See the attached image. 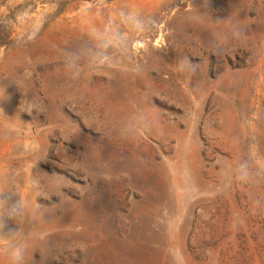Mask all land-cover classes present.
<instances>
[{
    "label": "rangeland",
    "instance_id": "1",
    "mask_svg": "<svg viewBox=\"0 0 264 264\" xmlns=\"http://www.w3.org/2000/svg\"><path fill=\"white\" fill-rule=\"evenodd\" d=\"M2 82L0 264H264V0H0Z\"/></svg>",
    "mask_w": 264,
    "mask_h": 264
},
{
    "label": "clouds",
    "instance_id": "2",
    "mask_svg": "<svg viewBox=\"0 0 264 264\" xmlns=\"http://www.w3.org/2000/svg\"><path fill=\"white\" fill-rule=\"evenodd\" d=\"M127 19H132L135 23L139 25V21L136 20L135 16L132 14H129ZM239 33H234L233 38H238ZM100 39H104V37L101 35L99 36ZM112 41L106 40L104 43V47H107L108 43H111ZM215 53V51L213 52ZM216 54V53H215ZM107 57H99L98 60L100 63H106ZM178 68L181 72H187L189 74L194 73L196 70V66L187 58H183L178 65ZM78 75V73H74V76ZM0 98L5 99L6 98V86L2 83H0ZM35 107V106H34ZM2 110V109H0ZM238 179L241 181H246L248 179V171H247V165L242 164L240 166V171L238 175ZM0 229H6L7 234L10 237H16L18 235V230L14 226H9L7 224L8 220L19 222L23 219L25 215V207L23 200H18L15 202H9L10 198L7 196H4V193L0 191ZM9 256V262L10 264H24V248L20 246L12 247L8 251Z\"/></svg>",
    "mask_w": 264,
    "mask_h": 264
}]
</instances>
